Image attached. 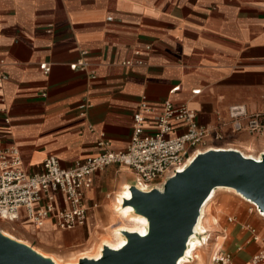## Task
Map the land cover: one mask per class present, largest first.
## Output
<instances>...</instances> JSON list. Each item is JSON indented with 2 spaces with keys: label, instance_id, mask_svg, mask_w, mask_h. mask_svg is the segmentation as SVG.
Returning <instances> with one entry per match:
<instances>
[{
  "label": "crops",
  "instance_id": "crops-1",
  "mask_svg": "<svg viewBox=\"0 0 264 264\" xmlns=\"http://www.w3.org/2000/svg\"><path fill=\"white\" fill-rule=\"evenodd\" d=\"M72 62L83 68H70ZM0 74V147L15 145L28 172L48 154L68 166L98 153L101 132L109 147L123 148L138 102L155 113L164 98L192 108L199 124L220 126L222 137L210 139L212 145L247 156L264 152V135L232 128L227 115L231 104L251 112L264 102V0H0ZM82 101L89 105L81 115ZM122 181H133V174L116 163L92 172L83 191V225L12 222L55 240L42 243L52 252L34 245L49 254L92 243L116 218ZM119 185L112 203L110 193ZM224 197L210 205L204 226L216 230L224 214H234L223 246L234 264H250L262 243L241 224L250 223L264 238V217L246 210L239 196L230 212ZM202 248L190 264L207 263Z\"/></svg>",
  "mask_w": 264,
  "mask_h": 264
},
{
  "label": "built area",
  "instance_id": "built-area-1",
  "mask_svg": "<svg viewBox=\"0 0 264 264\" xmlns=\"http://www.w3.org/2000/svg\"><path fill=\"white\" fill-rule=\"evenodd\" d=\"M123 63L130 64V60L126 59ZM39 66L45 71L48 69L44 62ZM76 66L83 68V62L69 63L70 68ZM89 75L93 77V74ZM3 78L4 75L0 74V80ZM176 88V85L172 86L169 91ZM196 91L192 89V92ZM88 105V102H79L78 113L82 115ZM152 111V105L144 100L139 101L132 111L130 133L123 148L109 147L108 140L101 132L96 139L100 151L68 166L60 165L54 155L48 154L41 160L38 170L28 172L23 168L15 145L0 147V219H24L35 227H41L49 220L58 229H71L85 222L87 206L83 201V191L90 186L93 171L116 163L127 167L133 174V181L142 189H148L152 185L162 184L166 177L178 171L179 166L197 148L202 152L211 146L215 147L212 149L219 147L209 140L222 137L221 127L199 124L195 120L194 110L185 103L174 104L164 98L159 111ZM227 115L232 128L264 135V102L260 110L251 112L245 110L242 104H231L227 108ZM4 120L8 121L7 116H4ZM248 211L255 210L249 205ZM256 211L264 217L262 211L257 208ZM223 217L224 224H220L216 230L204 231L208 242L201 238V248L204 246L208 250L206 264H234L223 244L228 225L237 221V217L231 213ZM241 226L252 239L262 243V247L249 256L250 264H258L264 260V238L257 234L250 223L242 222ZM217 236L220 237L218 242ZM185 259L187 261L184 262H190L193 258L187 255Z\"/></svg>",
  "mask_w": 264,
  "mask_h": 264
},
{
  "label": "water",
  "instance_id": "water-1",
  "mask_svg": "<svg viewBox=\"0 0 264 264\" xmlns=\"http://www.w3.org/2000/svg\"><path fill=\"white\" fill-rule=\"evenodd\" d=\"M217 183L233 186L264 213V152L255 161L233 149L209 148L166 177L159 189L132 186L131 201L150 217L147 235L131 233L130 242L121 249L104 248L101 258H79L75 264H176L202 198ZM0 264L53 263L30 245L0 233Z\"/></svg>",
  "mask_w": 264,
  "mask_h": 264
},
{
  "label": "bare ground",
  "instance_id": "bare-ground-1",
  "mask_svg": "<svg viewBox=\"0 0 264 264\" xmlns=\"http://www.w3.org/2000/svg\"><path fill=\"white\" fill-rule=\"evenodd\" d=\"M210 148H215L211 146ZM221 147H217V149H220ZM224 149H233V148H224ZM201 149L197 148L195 152L190 154L183 165L179 166V170L183 168L184 165H186L193 157L194 155L199 152ZM238 151L243 157L254 159L255 161L259 159L258 156H247L245 154H242L239 150L233 149ZM160 183L155 185L156 189H159ZM134 186L137 189H141L142 187L140 185H133L130 182H123L122 188L119 191L118 195L115 196V204L113 205V210L115 213L116 220L115 226L111 230V237H103L99 240V243L97 242L91 249L83 250L81 251L76 257H72L69 259V261H64V258L57 254H49L41 250L40 248H37L33 246L32 244L21 240L11 234H9L7 231L0 229V233L2 235H5L9 238L15 239L17 241H21L25 244H28L31 246V248L39 253L40 255L50 259V261L53 264H75L79 260V258H87V259H98L101 258L104 255V248H110L112 250H119L125 245H127L130 242L129 234L134 233L138 237L143 238L147 235V227L149 226L150 217L149 215L140 209V207L131 201V188ZM219 188L226 189L228 191H231L235 195L242 198L246 203H248L252 208L256 211V208L258 211L261 212V209L258 208L257 204L247 196L243 195L240 191L236 190L233 186L226 184V183H217L212 185L206 195L202 198L199 208H198V214L195 217V220L191 226V231L186 237L185 245L181 248L178 255L175 258L176 264H190L193 262L195 257L199 254L200 250L198 249L200 246L201 238L204 240V242H208L206 238V233L204 232L208 228H206L203 224V217L206 213V210L208 209L210 204V201L212 200L211 197L215 195V191ZM211 199V200H210ZM210 200V201H209ZM209 203L207 204V202ZM260 216V215H259ZM119 221L124 222L125 224H120ZM214 221V220H213ZM202 232V233H201ZM199 233L200 237H199ZM216 242L220 240V237H216ZM199 244V245H197ZM190 255L192 256V260L190 262H184L187 261L185 259V256ZM195 255V257H194Z\"/></svg>",
  "mask_w": 264,
  "mask_h": 264
},
{
  "label": "rangeland",
  "instance_id": "rangeland-1",
  "mask_svg": "<svg viewBox=\"0 0 264 264\" xmlns=\"http://www.w3.org/2000/svg\"><path fill=\"white\" fill-rule=\"evenodd\" d=\"M123 182H127V181H122L121 183ZM120 183V185H121ZM129 183V182H128ZM120 185L119 187L114 191V193H110V196L112 197V203H113V199H114V195L116 193V191L120 188ZM154 185H152L153 187ZM113 195V196H112ZM224 196H227L228 200L227 202L225 203V205L228 207V210L230 212H232V208L235 204V202L238 200V197L232 193L231 191H228L226 189H223V188H219L215 191V195L214 197L212 198V200L210 201V204L214 205V201H223L225 199ZM241 205L246 209L248 210V207H249V204L242 201L241 202ZM210 207V205H209ZM207 210H211V207ZM226 208V207H225ZM225 208L222 209V211L224 212L225 211ZM241 209L242 208H239L237 209V211L240 213L241 212ZM206 210V212H207ZM111 211H112V204H111ZM255 212V211H253ZM113 213V212H112ZM114 214V213H113ZM206 214V213H205ZM115 215V214H114ZM221 216V215H220ZM206 218V216L204 215L203 217V221L204 219ZM220 218V217H219ZM116 219V218H115ZM237 219V218H236ZM212 220H214V218H212L211 220H209V223L212 222ZM115 221L113 222V224L110 226V227H106L104 229V233L100 234L98 239L92 243H89L88 241H83V243L81 244H78V245H71V246H66V247H62V248H57L58 250V253H62V254H59L60 256H63L64 258H72V257H76L77 255L76 254H79L81 252V250H88V249H91L101 238L103 237H111V230L116 227L115 226ZM202 221V224L204 225V222ZM121 221H119L120 223ZM120 224H125L124 222H121ZM11 226H13L11 228ZM0 229L2 230H5L7 231L9 234L21 239V240H24L30 244H32L33 246H39L41 247L42 249L48 251V252H52L50 250H55V248H48L50 250H47L45 249L44 247H42V243H54L55 240H53L52 238H50L49 236L46 237L45 235H43L38 229H31V228H28L27 230H25V227L21 226L20 224H14V222L12 221H8V220H5V219H0ZM40 232V233H39ZM45 236V237H44ZM228 241H230V239H228ZM89 243V244H88ZM54 247V246H53ZM205 250V257L207 258L208 256V250L206 247L203 246V248ZM80 251V252H79ZM79 252V253H78ZM53 253H56V252H53ZM56 253V254H58ZM72 255V256H71Z\"/></svg>",
  "mask_w": 264,
  "mask_h": 264
}]
</instances>
